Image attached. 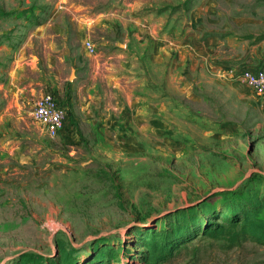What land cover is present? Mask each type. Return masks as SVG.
I'll return each mask as SVG.
<instances>
[{
	"label": "rangeland",
	"instance_id": "rangeland-1",
	"mask_svg": "<svg viewBox=\"0 0 264 264\" xmlns=\"http://www.w3.org/2000/svg\"><path fill=\"white\" fill-rule=\"evenodd\" d=\"M256 66L264 0H0V264H264Z\"/></svg>",
	"mask_w": 264,
	"mask_h": 264
},
{
	"label": "built area",
	"instance_id": "built-area-1",
	"mask_svg": "<svg viewBox=\"0 0 264 264\" xmlns=\"http://www.w3.org/2000/svg\"><path fill=\"white\" fill-rule=\"evenodd\" d=\"M88 53H93V45L89 40L84 42ZM240 78L245 80L257 96L264 95V66L244 67ZM54 93L45 92L34 101L32 117L40 124L50 137H55L65 125V109L58 103Z\"/></svg>",
	"mask_w": 264,
	"mask_h": 264
},
{
	"label": "crops",
	"instance_id": "crops-1",
	"mask_svg": "<svg viewBox=\"0 0 264 264\" xmlns=\"http://www.w3.org/2000/svg\"><path fill=\"white\" fill-rule=\"evenodd\" d=\"M156 41V40H155ZM154 42V41H153ZM155 54V53H154ZM154 54H150L149 55V58L152 60V61H155L157 60V55L159 56L160 54L156 53L155 55ZM114 77H115V74H109V75H105L103 78H102V82H104L107 86H110V87H113L115 86V84L113 83V80H114ZM115 81V80H114ZM66 123V121H65ZM65 126V125H64ZM64 129V128H63Z\"/></svg>",
	"mask_w": 264,
	"mask_h": 264
},
{
	"label": "water",
	"instance_id": "water-1",
	"mask_svg": "<svg viewBox=\"0 0 264 264\" xmlns=\"http://www.w3.org/2000/svg\"><path fill=\"white\" fill-rule=\"evenodd\" d=\"M73 75H74V74H73V73H71V75H70V78H72V77H73Z\"/></svg>",
	"mask_w": 264,
	"mask_h": 264
}]
</instances>
